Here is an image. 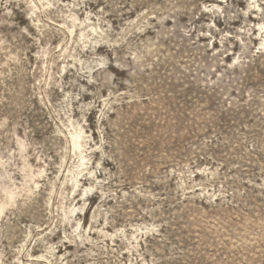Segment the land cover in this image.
Wrapping results in <instances>:
<instances>
[{
    "label": "rangeland",
    "instance_id": "rangeland-1",
    "mask_svg": "<svg viewBox=\"0 0 264 264\" xmlns=\"http://www.w3.org/2000/svg\"><path fill=\"white\" fill-rule=\"evenodd\" d=\"M0 264H264V0H0Z\"/></svg>",
    "mask_w": 264,
    "mask_h": 264
},
{
    "label": "bare ground",
    "instance_id": "bare-ground-1",
    "mask_svg": "<svg viewBox=\"0 0 264 264\" xmlns=\"http://www.w3.org/2000/svg\"><path fill=\"white\" fill-rule=\"evenodd\" d=\"M261 9V8H260ZM259 11V10H258ZM74 134V133H73ZM82 132L80 133H76L72 136V141H73V145L75 147V149H77V151L81 148V139H82ZM76 177V176H75ZM30 181V180H29ZM79 181V179H78ZM37 185V184H36ZM14 197V196H13ZM12 197V198H13ZM9 200V199H8ZM10 204V203H8ZM5 207V205H3ZM2 207V206H1ZM3 208V207H2ZM4 209V208H3ZM2 210V209H1ZM2 213V212H1Z\"/></svg>",
    "mask_w": 264,
    "mask_h": 264
}]
</instances>
